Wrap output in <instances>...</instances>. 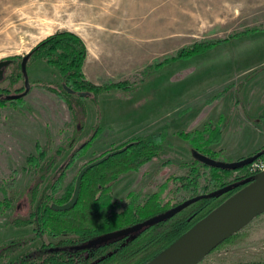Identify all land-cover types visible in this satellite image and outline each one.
Here are the masks:
<instances>
[{
  "label": "rangeland",
  "instance_id": "1",
  "mask_svg": "<svg viewBox=\"0 0 264 264\" xmlns=\"http://www.w3.org/2000/svg\"><path fill=\"white\" fill-rule=\"evenodd\" d=\"M103 1L111 5L102 16L87 9ZM57 30L83 40L80 82L92 89L72 97L73 112L55 85L61 72L44 59H28L29 89L0 103V201L6 202L0 203V264L59 240L39 236L29 223L37 191L45 203L58 200L84 165L132 137L165 136L156 159L111 185L117 211L131 193L142 202L160 192L172 205L192 194L182 182H197L193 193L212 188L213 173L195 161L184 133L191 138L219 124L209 145L216 160L264 152V0H4L0 60L21 62ZM198 41L205 44L175 56ZM247 166L220 171L216 182L248 176ZM253 262H264V212L197 264Z\"/></svg>",
  "mask_w": 264,
  "mask_h": 264
},
{
  "label": "trees",
  "instance_id": "2",
  "mask_svg": "<svg viewBox=\"0 0 264 264\" xmlns=\"http://www.w3.org/2000/svg\"><path fill=\"white\" fill-rule=\"evenodd\" d=\"M208 42L210 43V41ZM204 44V41L194 42L178 50L175 56L191 53ZM85 56L86 47L80 36L69 30H57L32 48L28 57L29 60L44 59L51 67L61 72L62 80L55 85L57 90L59 89L58 94H64L61 98L73 112L78 104L73 103L72 97L79 98L83 95V91L92 89L89 84L80 82L81 67ZM11 59L14 61L17 70L11 66L12 73L5 77L10 83L24 77L20 69V61H16V58ZM115 84L119 87L122 83ZM98 88L100 87L93 90ZM86 93L90 92L86 91ZM204 132H207L206 138L203 137ZM220 133L221 127L216 124L202 131L195 130L194 137L190 138V133H184V137L192 143L191 148L195 154L213 158L214 152L210 151L209 145L217 140ZM164 137V134L159 132L132 137L122 142L117 146L118 149L123 148L121 152L108 156L103 162L91 167L84 173L76 204L70 209L57 210L52 208V204L67 202L73 193L74 185L70 191L67 189L68 191L58 200H51L46 203L41 200L42 194L40 195V192L42 189L37 191L31 210L33 218H30L29 223L32 224L33 231L37 232L39 236L47 234L53 238L59 237V240L42 242L41 245L26 252L23 256L10 260L9 264H145L234 192L235 189L221 196L201 198L166 220L143 227L127 236L110 239L93 246H85L91 239L144 221L178 203L169 205L163 202L160 192H153L144 201L139 202L137 196L131 193L129 194L130 201L117 211V204L110 195V187L119 175L128 171L139 170L146 163L158 157ZM261 150L259 149L249 156ZM106 153L107 151L101 156ZM194 159L213 173L211 179L215 180V184L209 190L204 189L199 193H193L197 182H182L181 185L190 187L192 194L189 197L210 192L247 176H237L232 181L218 184L216 175L220 171L231 172V169L208 166L196 156ZM47 167L49 170L50 165ZM178 178L183 179L184 177ZM38 188L37 186L36 190ZM45 198L49 199V195H46ZM0 203L6 202L3 200ZM235 235L236 233L224 241L232 239ZM236 264H264V262Z\"/></svg>",
  "mask_w": 264,
  "mask_h": 264
},
{
  "label": "water",
  "instance_id": "3",
  "mask_svg": "<svg viewBox=\"0 0 264 264\" xmlns=\"http://www.w3.org/2000/svg\"><path fill=\"white\" fill-rule=\"evenodd\" d=\"M29 53H27L21 61V70L25 79V91L29 89L27 75L25 70L26 61ZM7 61L0 60V79L2 77V69ZM12 98L18 96H10ZM123 148L112 150L104 156L84 165L78 172L75 180L73 193L70 199L63 204H52V208L57 210H67L76 204L80 184L84 173L93 166L103 162L108 156L121 152ZM261 152H258L247 158L239 159L232 162L216 160L202 154H196V157L208 166L221 169L235 170L242 168L252 160L257 158ZM236 191L225 198L220 204L213 208L203 218L198 220L191 228H189L178 239L171 243L167 248L153 257L145 264H197L204 256L216 248L224 240L232 236L246 226L252 219L264 212V171L246 177L244 179L230 182L217 189L207 193H201L189 197L176 205L170 207L166 211L138 222L131 226L121 228L104 235L89 240L85 246H93L98 243L105 242L121 236H127L133 232L166 220L178 212L182 211L192 203L201 198H211L221 196L235 188Z\"/></svg>",
  "mask_w": 264,
  "mask_h": 264
},
{
  "label": "flooded vegetation",
  "instance_id": "4",
  "mask_svg": "<svg viewBox=\"0 0 264 264\" xmlns=\"http://www.w3.org/2000/svg\"><path fill=\"white\" fill-rule=\"evenodd\" d=\"M5 61H7V63L1 67L2 69V77L0 79V82H3V80H5V77H8L11 73H12V67L11 66H14V68L17 70V67L16 65L13 63L14 61L12 59H5ZM20 69H21V62H20ZM8 70V72H7ZM22 72V70H21ZM23 75V73H22ZM20 79V78H18ZM18 79L16 80L18 82ZM16 81H13V82H7V86L5 85H0V89H3V91H0V103L3 102L4 100L5 101H11L13 99H16L10 96H18L21 97L23 96V92H24V89H25V79L23 77L22 79V84H19V85H15L17 82ZM10 85L12 86V88L10 87ZM30 87V86H29Z\"/></svg>",
  "mask_w": 264,
  "mask_h": 264
},
{
  "label": "built area",
  "instance_id": "5",
  "mask_svg": "<svg viewBox=\"0 0 264 264\" xmlns=\"http://www.w3.org/2000/svg\"><path fill=\"white\" fill-rule=\"evenodd\" d=\"M248 176L255 175L264 171V152H262L257 158L247 164Z\"/></svg>",
  "mask_w": 264,
  "mask_h": 264
},
{
  "label": "bare ground",
  "instance_id": "6",
  "mask_svg": "<svg viewBox=\"0 0 264 264\" xmlns=\"http://www.w3.org/2000/svg\"><path fill=\"white\" fill-rule=\"evenodd\" d=\"M1 2H3L4 0H0ZM0 2V3H1ZM104 2V1H103ZM111 2V1H110ZM109 1H105L104 3H100V5L98 6V7H96L95 5L93 6V5H91L89 8H87V9H89V11H91L92 13H94V10L95 9H97L98 10V12L100 13L99 15H101L102 13H105L106 11H108L107 10V8L111 5V3H110ZM81 7H83V6H77V8L76 9H78V8H81ZM75 8V7H74ZM83 8H86V7H83ZM94 10H93V9ZM7 8H3V10H6ZM102 12V13H101ZM94 15H95V13H94ZM102 16V15H101ZM92 17V16H91ZM96 17V16H95Z\"/></svg>",
  "mask_w": 264,
  "mask_h": 264
}]
</instances>
